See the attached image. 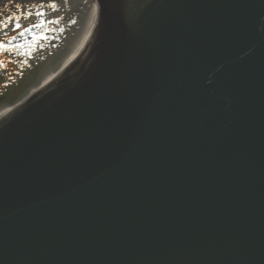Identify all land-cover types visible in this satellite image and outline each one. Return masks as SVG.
Masks as SVG:
<instances>
[{"label":"water","instance_id":"95a60500","mask_svg":"<svg viewBox=\"0 0 264 264\" xmlns=\"http://www.w3.org/2000/svg\"><path fill=\"white\" fill-rule=\"evenodd\" d=\"M93 1L43 87L0 79V264H264V0Z\"/></svg>","mask_w":264,"mask_h":264},{"label":"bare ground","instance_id":"6f19581e","mask_svg":"<svg viewBox=\"0 0 264 264\" xmlns=\"http://www.w3.org/2000/svg\"><path fill=\"white\" fill-rule=\"evenodd\" d=\"M68 2L64 3L66 11H57L54 18L52 17L56 27L53 33L46 36L44 42L39 39V42L31 44V53L9 81L7 87L9 86L11 91V102H17L24 96L38 91L66 67L85 45L97 21V4L93 0ZM77 5L81 14L73 9L75 6L77 8ZM58 16L59 18H56ZM14 104L1 107L0 117L13 109Z\"/></svg>","mask_w":264,"mask_h":264},{"label":"flooded vegetation","instance_id":"af4514ba","mask_svg":"<svg viewBox=\"0 0 264 264\" xmlns=\"http://www.w3.org/2000/svg\"><path fill=\"white\" fill-rule=\"evenodd\" d=\"M2 4L5 6L2 9H0V19H6L7 17L10 16H19L22 15L23 13H31L30 18H22L20 23L22 24L21 29H16L15 31H12L11 28L12 26L9 25L8 28L3 29V31H0V37H3L6 43L10 44H25L31 45L32 43H35L36 41L39 42V39L42 41L46 38V34L44 33V24L42 27H31V25L36 23V19L38 16L36 15L37 12H41L45 14L46 16L51 15V10H48L47 7L45 6H39L37 5V2L39 0H1ZM17 4L20 5V7H17ZM42 16V15H40ZM45 17V16H44ZM43 18V17H42ZM45 20L47 17L44 18ZM45 20H41L45 21ZM39 21V23H41ZM38 23V24H39ZM24 28H30L29 31H26L23 36L19 35V32L24 30ZM15 36V40L9 41V38L11 36ZM0 60L3 62H6L7 65L13 66L14 65V59L10 56H2L0 55ZM1 81V80H0ZM5 82H8V80H5Z\"/></svg>","mask_w":264,"mask_h":264},{"label":"snow or ice","instance_id":"6c2138e0","mask_svg":"<svg viewBox=\"0 0 264 264\" xmlns=\"http://www.w3.org/2000/svg\"><path fill=\"white\" fill-rule=\"evenodd\" d=\"M56 4L53 2L51 4H49V7L55 9L56 8ZM17 7L19 8L20 5L17 4ZM31 13H23L22 15L19 16H10L7 17L6 19H0V31H3V29L8 28L9 25L12 26L11 30L15 31L16 29H21L22 28V24L20 23L22 18H30L31 17ZM37 16L43 15V13L41 12H37L36 13ZM51 21H42L39 24H33L31 25V27H42L44 23H50ZM30 28H24V30L19 32V35L23 36L25 34L26 31H29ZM15 36H11L9 38V41L11 40H15ZM15 46L10 45L9 43H6L5 40L3 39V37H0V52H4V51H11L13 50Z\"/></svg>","mask_w":264,"mask_h":264},{"label":"rangeland","instance_id":"374dc122","mask_svg":"<svg viewBox=\"0 0 264 264\" xmlns=\"http://www.w3.org/2000/svg\"><path fill=\"white\" fill-rule=\"evenodd\" d=\"M71 2H73V1H71ZM68 3H69V2L67 1L66 4H68ZM62 4H63V5H62ZM62 4H61V5H62L63 7L61 6L62 8H61L58 12H61V11L64 12V11H66V9H65V7H64V3H62ZM73 9L76 10L78 14H81L80 11L78 10V9H79V5H77V8H76V6H75V8H73ZM73 9H72V10H73ZM63 10H64V11H63ZM58 12H57V13H58ZM44 16L47 17L46 20L44 19V18H45ZM65 16H66V15H65ZM42 17H43V18H42ZM52 17L54 18V14H51V15H49V16H46L45 14H43L42 16H38V18L36 19V22H39V21L41 22V20L51 21L50 23H44V30H45L44 33H45L47 36H48V35L50 36V35L53 33V31L55 30V28H56V27L54 26V20H53ZM66 17H67V16H66ZM56 18H59V16L56 17ZM80 18H81V17H80ZM46 38H47V37H46ZM46 38H45V39H46ZM42 42H44V40H43ZM4 63H5V62L2 63V66H3V67H4ZM8 66H9V65H8ZM13 66H14V65H13ZM13 66H12V68H11L12 70H13ZM6 67H7V66H6ZM18 69H19V68H18ZM18 69H16V70L13 71V72L10 71L9 74L4 75L5 73H8V72H7L6 69L1 68V69H0V73H2L3 75L0 77V79L7 78V79H9L7 83H9V81L14 77V75L16 74V72H17ZM1 85H4V83H3V82H0V86H1ZM1 107H3V106L0 105V108H1Z\"/></svg>","mask_w":264,"mask_h":264}]
</instances>
